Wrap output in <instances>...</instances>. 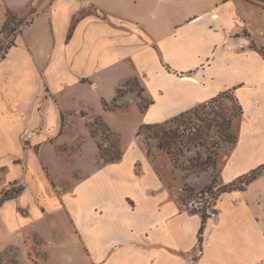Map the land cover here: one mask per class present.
Masks as SVG:
<instances>
[{
    "label": "crops",
    "instance_id": "crops-1",
    "mask_svg": "<svg viewBox=\"0 0 264 264\" xmlns=\"http://www.w3.org/2000/svg\"><path fill=\"white\" fill-rule=\"evenodd\" d=\"M33 5L32 21L0 58V196L22 186L0 205V250L25 246L33 233L46 264H264V170L217 197L199 241L202 211L185 206L182 189L144 158L137 170L136 159L125 164L128 151L104 162L89 135L97 165H78L60 183L46 152L68 148L54 144L63 117L105 119L134 105L137 127L230 92L241 112L235 141L218 150L217 187L264 164V0H0V29L7 9L21 16ZM131 79L146 105L139 96L105 108L130 100L131 91L117 96ZM210 170L184 181L198 192ZM9 201L37 215L14 226L2 216Z\"/></svg>",
    "mask_w": 264,
    "mask_h": 264
},
{
    "label": "rangeland",
    "instance_id": "rangeland-1",
    "mask_svg": "<svg viewBox=\"0 0 264 264\" xmlns=\"http://www.w3.org/2000/svg\"><path fill=\"white\" fill-rule=\"evenodd\" d=\"M37 9L38 8L35 5L27 7L21 16H17L15 23H17L19 19L23 20L31 17L30 12H34ZM12 38L13 34L9 30L0 34V53L3 52L2 48H4ZM121 89L122 92L119 93L117 97H122L125 92L131 91L132 95L130 96L131 98H129L130 100L125 99V101L122 102V105L116 103L114 106L109 107L104 105L105 108L115 110L116 107L123 105L126 106L132 103L131 99L133 102L138 101L139 96H141V100L138 101L140 107L146 105L148 99L142 96L143 88L135 79L129 80ZM81 115L82 120L78 117L76 118V116L70 117L68 121H65V117L62 118L64 120L62 125H65L63 129L64 133L60 139H56L54 144H68V148L67 146L64 147L66 153L62 151L61 155H57L55 151L57 148L52 150V148L48 147L46 150L47 153H50L48 155V158H50L48 165H50L54 174L53 177L57 182L61 183L63 178L67 177V175L69 176L68 180H70L73 176L74 169L78 168V165L84 168L85 166L93 165V162L96 164L97 161H95V158L93 157L94 153L92 148H94V146L93 141L90 138L91 136L98 144L99 155L104 162L105 160L115 159L119 156L121 157V154L124 153V151H128L126 152L127 156L125 158V164H130L133 159H136L135 169L137 170L143 162L137 161L138 159L141 158L142 160L144 158L145 160H143L145 162H150L152 167L159 171L160 175L170 184V186L177 188L179 191L182 189L180 200L185 206L196 207L200 211H210L212 209L216 188L214 187L209 192H205V188L195 192L186 184L184 178L187 175L194 176L202 173H194L198 168H195L194 170L192 166L200 165V163L209 156L213 159L214 165L210 167L206 166L202 169L205 171L211 168L213 169L210 171L213 177H215V185L217 186L218 150L221 143H223L221 140L223 135L227 134L236 138L233 123L240 115L239 107L232 93L226 92L212 101L200 104L195 110H192L191 113L185 114L176 122L174 121L166 125L167 129L178 128V131L185 135L184 144L186 143V136L188 134L196 136L195 141L190 144L187 143L188 145L186 144L189 151L184 148L183 156H180L179 158V165L185 168H190L191 170L188 171H183L181 168L176 167L170 161L167 154L157 150L155 147L157 143L156 139L150 137L146 139V136L150 134L149 132L146 131V135L142 132L140 134L137 133L141 125L137 127L135 126L138 121V113L136 112L134 105L129 106L125 111L116 110L110 112L108 113L109 116H106L105 119L103 115L101 119L104 122L109 121L111 124H107L110 128L99 118L84 117V113ZM77 116L80 117V115ZM227 118H229V124H227ZM54 121L57 127V121L55 119ZM81 121L85 124L81 123ZM53 129L54 128L52 127V130ZM74 140L77 142L72 144ZM69 147H71V150ZM74 147H77V150H74ZM147 148H149L150 155L146 154ZM72 151L73 153H71ZM215 152L217 153L214 155ZM59 166H61V168ZM172 166L178 170H175ZM10 173H12V170ZM200 184V181L194 180V186L198 187ZM236 186L239 187L240 184L236 183ZM18 187L19 185H15L14 189H17ZM43 200L47 204L45 208L53 207V199L50 192H47L46 197L43 198ZM18 208H20V206L17 201H9L4 206L2 212L3 218L14 226L22 225L23 223L26 225L33 220L35 215H37L36 209L33 207L27 209V215L25 213L22 215L21 212L20 214L17 213L19 212ZM51 210L53 209L51 208ZM3 218L1 219L4 220ZM27 238L28 244L25 246L18 247L11 244L10 246L1 249L0 264H46V252L42 246V242L33 233L29 234ZM7 240H9V238Z\"/></svg>",
    "mask_w": 264,
    "mask_h": 264
},
{
    "label": "trees",
    "instance_id": "trees-1",
    "mask_svg": "<svg viewBox=\"0 0 264 264\" xmlns=\"http://www.w3.org/2000/svg\"><path fill=\"white\" fill-rule=\"evenodd\" d=\"M30 14H31V17L23 19V20L19 19L18 22L15 23V20H17V15L13 11H11L10 9L6 10V19H5V22L0 29V34H3L7 30H9L13 34V38L7 43V45L4 48H2L3 52L0 53V58H3L5 53L7 52L8 48H10L12 45H14V37H15L14 35L21 32L22 28L24 26L28 25L32 21L33 15L35 14V11L30 12ZM79 18L80 17L75 18L74 24ZM74 24L71 26V28L69 30L68 37H70V35L72 33ZM121 92H122V89L121 88L118 89V94ZM217 97H215V98H217ZM215 98L211 99L210 101L214 100ZM104 105H105V103H104ZM196 107H194L191 110H188V111H185V112L179 114L178 116L172 118L169 121L163 122V124L162 123L143 124V125H141L143 127L140 126L138 129V132H137L138 134H140L142 132L144 135H146V131L149 132L151 135L149 134L148 136H146L147 137L146 139H148L149 137L156 139V141H157V143L155 145L156 149L167 154L170 161L176 167L181 168V170H183V171L184 170L188 171L191 169L180 166L179 165V163H180L179 158H180V156H183L182 154H183L184 148L189 151V148L187 147V145H188L187 143L190 144L191 142L195 141L196 136L188 134L186 136V143L184 144L183 142H184V136L185 135L183 133H180L178 131V128L167 129L166 125H168L169 123L174 122V121L176 122L180 117L184 116L185 114L191 113V111L195 110ZM238 107H239V111L241 112L239 105H238ZM227 120H228L227 124H229V118H227ZM221 141L227 142V143H233L235 141V137H232L230 134L223 135ZM217 146H218V144H217ZM216 153L217 152H215L214 155ZM146 154L147 155L151 154L149 151V148H147ZM117 159H120V156L118 158H115V159L105 160V162H109V161H113V160H117ZM213 165H214L213 159L208 156L203 162L200 163V165L198 164V165L192 166V168H194V170H195V168H198V169H196V171H194V173L199 174L200 172L205 171L202 168H204L206 166L210 167ZM263 170H264V164L260 165L256 169L252 170L248 175H244V176L240 177L238 180L234 181L233 183H229V184H226V185H223L220 187H217L215 185L216 181H215V177H213L211 183L209 185H207L204 190H205V192H209L215 187L216 193L214 194L215 197L213 198L215 201L217 199V197L222 192L232 190L235 188H243V186L245 184H247L248 182H250L251 180L256 178ZM236 183H239L240 186L239 187L236 186ZM21 191H22V186H19L17 189H14V187H12L8 190H4L0 196V205L5 200L16 197L18 194L21 193ZM214 212H215L214 210H210L209 212L206 210L202 211V213H201L202 214V224L200 226L199 234H198V240L199 241L202 240L201 235L203 232V228H204V224L206 222V219L209 216L213 215Z\"/></svg>",
    "mask_w": 264,
    "mask_h": 264
},
{
    "label": "bare ground",
    "instance_id": "bare-ground-1",
    "mask_svg": "<svg viewBox=\"0 0 264 264\" xmlns=\"http://www.w3.org/2000/svg\"><path fill=\"white\" fill-rule=\"evenodd\" d=\"M185 79H187V80H192V81H193V78H191V77H189V76L185 77Z\"/></svg>",
    "mask_w": 264,
    "mask_h": 264
},
{
    "label": "built area",
    "instance_id": "built-area-1",
    "mask_svg": "<svg viewBox=\"0 0 264 264\" xmlns=\"http://www.w3.org/2000/svg\"><path fill=\"white\" fill-rule=\"evenodd\" d=\"M209 212V211H208Z\"/></svg>",
    "mask_w": 264,
    "mask_h": 264
}]
</instances>
